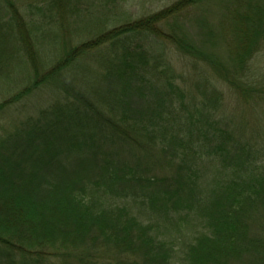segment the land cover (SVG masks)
<instances>
[{
  "label": "trees",
  "instance_id": "16d2710c",
  "mask_svg": "<svg viewBox=\"0 0 264 264\" xmlns=\"http://www.w3.org/2000/svg\"><path fill=\"white\" fill-rule=\"evenodd\" d=\"M138 1L0 0V118L21 108L0 138V264H264V84L248 82L264 55V0L129 16ZM211 1L217 25L177 23ZM167 45L206 66L192 85L201 97ZM236 90L257 106L255 126L238 131L219 98ZM159 152H170L162 177L124 162Z\"/></svg>",
  "mask_w": 264,
  "mask_h": 264
},
{
  "label": "rangeland",
  "instance_id": "374dc122",
  "mask_svg": "<svg viewBox=\"0 0 264 264\" xmlns=\"http://www.w3.org/2000/svg\"><path fill=\"white\" fill-rule=\"evenodd\" d=\"M23 3L24 2H29V0H21ZM173 1L175 0H139L136 4H132V5H126L127 6V12L129 16H132L134 18H138V17H142L143 14H149L146 11H150L153 8L157 9L154 12H158L162 9H164L166 6L171 5L173 3ZM139 3V4H138ZM124 12V10H121ZM152 12V13H154ZM112 15L115 13L114 10L111 11ZM99 14V13H98ZM220 14V10H219V6L217 4H215V2L211 1L207 4V2H205L204 5H202V7H192L189 11H186L185 13H183L177 20V23L179 25H185L187 27V29H189L190 33L192 32H196V28L195 25H198L199 20H204L206 22H208V25H217L218 23V17ZM89 22V21H88ZM80 24V23H77ZM75 24V25H77ZM80 25H84V24H80ZM219 43V49H217V52L220 56L225 57V48H224V44H222V42L218 41ZM167 49H169V52L171 53L169 55V57H171V64H172V69L175 70V72L181 76H183V79L186 82V88L185 90L188 92H191V96L194 98H198L201 97V92L202 89L200 88H196L194 89V86H192L195 82V74L197 73V70H203V69H207L205 65H201V68L196 69L195 67H193V64H191V62L189 61V59H185L182 58L176 51H174V48L167 45ZM190 62V64H189ZM252 65H253V76L254 78H250V80H248L249 83H254L255 85H262L264 84V55H260L258 58L254 59L251 61ZM195 66V64H194ZM256 69H262V70H256ZM262 72V73H261ZM4 88V87H3ZM6 89V88H5ZM16 92V88H14L12 90V88L10 89V93L13 95ZM229 96V97H226ZM2 97V96H1ZM0 97V103L3 102L2 98ZM7 97V96H5ZM226 97V98H225ZM244 96L242 94V91H234L232 93H230L229 95H220L219 98L223 99L226 101V104L228 106V108L230 110H224L226 111L225 114L231 113L232 111V120H233V128L236 129V126L241 125L242 123H247L249 124L248 127L251 126H255V118L253 114H250L248 112L256 110L257 106H253V107H246L244 104L246 99H242ZM42 98V95H41ZM218 98V99H219ZM31 102H36L35 100H32ZM239 103V104H238ZM22 107L26 106L27 109H29V98L28 101L25 103H22ZM234 106H239L242 107L241 109H236V110H232V107ZM20 106L18 108L12 109L11 111H9L10 113L5 114L2 118H0V138L2 137L3 133L7 130L11 129V125H12V115L13 118H16V114L15 112L17 110H20ZM250 110V111H249ZM29 111V110H28ZM242 113V115L239 116V114ZM237 130V129H236ZM238 131V130H237ZM170 159V152L168 153V155L164 154V153H157L153 156H141L138 161H133L131 157L129 156H124V162L125 163H132L134 165V173H137L139 175L137 176H141L144 173H148L151 171L152 174H158V176L162 177L161 175L163 173H165V163L166 161H168ZM137 164L139 165L138 167ZM152 177L156 176V175H151ZM122 188H120V190H123L124 193H126L127 195L133 197L135 196V192L131 190V188H133V186H129L128 184H126V186H124V183L120 184ZM131 204V203H130ZM135 213L139 212L138 208L134 209ZM185 214L182 215V218H185L184 216ZM192 216V215H190ZM151 223V225H153L154 227H156L155 229L158 231V233L160 235H162L163 233L165 234L166 238L168 239L167 241L169 243H171V241H175V238L177 237V235L175 234L174 231L170 230L171 228V223L169 221H167L165 218H161L160 216H158L155 213V218L152 216H148L147 217ZM144 223H147L146 217L145 218H141ZM149 224V223H148ZM187 234L190 235L191 233L187 231ZM175 243V242H173ZM176 250V249H175ZM179 252V251H178ZM181 254V252H180ZM101 254L100 252L98 253V255L96 257H100ZM181 257V256H180ZM179 258L176 257L175 261H178Z\"/></svg>",
  "mask_w": 264,
  "mask_h": 264
}]
</instances>
